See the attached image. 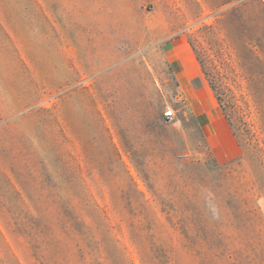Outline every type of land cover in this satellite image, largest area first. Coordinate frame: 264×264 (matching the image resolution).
Wrapping results in <instances>:
<instances>
[{
	"label": "rangeland",
	"instance_id": "obj_1",
	"mask_svg": "<svg viewBox=\"0 0 264 264\" xmlns=\"http://www.w3.org/2000/svg\"><path fill=\"white\" fill-rule=\"evenodd\" d=\"M182 39L239 159L179 101ZM0 264H264V0H0Z\"/></svg>",
	"mask_w": 264,
	"mask_h": 264
},
{
	"label": "crops",
	"instance_id": "obj_2",
	"mask_svg": "<svg viewBox=\"0 0 264 264\" xmlns=\"http://www.w3.org/2000/svg\"><path fill=\"white\" fill-rule=\"evenodd\" d=\"M165 53L186 107L205 133L214 158L220 163L239 159V137L222 114L218 98L209 83L192 45L182 39L167 44Z\"/></svg>",
	"mask_w": 264,
	"mask_h": 264
},
{
	"label": "built area",
	"instance_id": "obj_3",
	"mask_svg": "<svg viewBox=\"0 0 264 264\" xmlns=\"http://www.w3.org/2000/svg\"><path fill=\"white\" fill-rule=\"evenodd\" d=\"M179 101H183L184 103V97L182 96V94H180ZM163 113L164 118H166L167 120H173L176 117V109L172 105H166Z\"/></svg>",
	"mask_w": 264,
	"mask_h": 264
},
{
	"label": "trees",
	"instance_id": "obj_4",
	"mask_svg": "<svg viewBox=\"0 0 264 264\" xmlns=\"http://www.w3.org/2000/svg\"><path fill=\"white\" fill-rule=\"evenodd\" d=\"M237 134V133H236ZM238 135V134H237ZM239 137V136H238ZM239 140H240V137H239ZM240 143H241V141H240Z\"/></svg>",
	"mask_w": 264,
	"mask_h": 264
}]
</instances>
